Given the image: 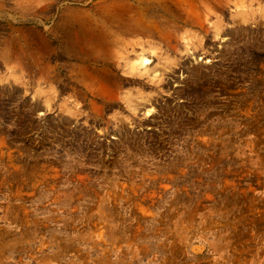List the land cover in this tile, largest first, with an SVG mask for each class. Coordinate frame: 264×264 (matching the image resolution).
<instances>
[{"label": "rangeland", "instance_id": "rangeland-1", "mask_svg": "<svg viewBox=\"0 0 264 264\" xmlns=\"http://www.w3.org/2000/svg\"><path fill=\"white\" fill-rule=\"evenodd\" d=\"M198 1L0 0V264H264V0Z\"/></svg>", "mask_w": 264, "mask_h": 264}, {"label": "bare ground", "instance_id": "bare-ground-1", "mask_svg": "<svg viewBox=\"0 0 264 264\" xmlns=\"http://www.w3.org/2000/svg\"><path fill=\"white\" fill-rule=\"evenodd\" d=\"M148 1H149V0H148ZM161 1H162V0H161ZM168 1H169V2H172V4H173V3H175V4H182L183 1L185 2V0H174L175 2H173V0H168ZM190 1H193V2H194V1H197V2H199L198 0H190ZM165 2H166V1H165ZM186 2H187V1H186ZM201 2H202V0H201ZM208 2H209V1H208ZM144 3H145V2H144ZM189 3H190V2H189ZM211 3H212V2H211ZM141 4H142V3H141ZM160 4H161V3H160ZM194 4H195V2H194ZM196 4H197V3H196ZM152 5H153V4H152ZM152 5H151V6H152ZM155 5H156V4H155ZM183 5H184L185 7H184V6H183V7L181 6V7L184 8V9H186V7L188 6V5H185V4H183ZM189 5H191V4H189ZM192 5H193V4H192ZM192 5H191V7H192L193 9H192V10H191V9L187 10V11H188V12H186L187 14H188V13H191V11H193V10H194V11H193L192 13H195V8H196V7L194 8ZM148 6H150V5H148ZM156 6H157V5H156ZM158 6L160 7V5H158ZM195 6H196V5H195ZM135 7H136V6H135ZM200 7H201V6H200ZM148 8H149V7H148ZM156 8H158V7H156ZM136 9H137V7H136ZM166 9H167V8H166ZM124 11H125V10H124ZM143 11H144V10H143ZM156 11H157V10H156ZM158 11H159V10H158ZM183 11H184V10H183ZM185 11H186V10H185ZM147 12H149V11H147ZM147 12H146V14H148ZM129 13H130V12H129ZM150 13H152V12L150 11ZM153 14H154V13H153ZM131 15H132V14H131ZM140 15H141V14H140ZM142 15H144V13H143ZM142 15H141V16H142ZM150 15L152 16V14H148L147 17L149 18ZM158 15H159V13H157V16H158ZM171 15H172V14H171ZM189 15H190V14H189ZM191 15H192V14H191ZM198 15H199V14H198ZM128 16H129V15H128ZM151 16H150V17H151ZM161 16H162V15H160V17H161ZM130 17H131V16H130ZM135 17H136V16H135ZM145 17H146V16H145ZM153 17H154V16H152V18H153ZM160 17H159V18H160ZM164 17H165V16H164ZM168 17H169V16H168ZM192 17H193V16H192ZM132 18H133V17H132ZM142 18H143V16H142ZM148 18H146V19H148ZM162 18H163V17H162ZM123 19H124V18H123ZM140 19H141V18H140ZM154 19L156 20V14H155V18H154ZM154 19H153V20H154ZM160 19H161V18H160ZM160 19H159V21H160ZM169 19L171 20L172 18H169ZM169 19H168V20H169ZM126 20H127V19H126ZM132 20H133V19H132ZM134 20H135V19H134ZM143 20H144V19H143ZM143 20H142V21H143ZM155 20H154V21H155ZM157 20H158V19H157ZM161 20H162V19H161ZM163 20H164V21H163L164 23H167V22H168L167 20H166L167 22H165V19H163ZM188 20H189V19H188ZM188 20H187V21H188ZM127 21H128V20H127ZM144 21H145V20H144ZM144 21L142 22V23H143V24H142V25H143V28H144V24L148 23V20H147V22L145 21L146 23H145ZM149 21H150V18H149ZM191 21H192V20H191ZM134 22H135V21H134ZM150 22H151V21H150ZM152 22H153V21H152ZM174 22H175V20H174ZM153 23H155V22H153ZM153 23H152V24H153ZM161 23H162V22H161ZM161 23L159 22L160 25H161ZM159 24H158V22H156V24H153V25H158V27H159ZM168 24H169V23H168ZM148 25H149V24H148ZM148 25H146V27H147ZM150 25H151V24H150ZM153 25H151V26H153ZM164 25H165V24H162L163 27L166 26V25H165V26H164ZM162 26H160V28H159V30H161V31L163 30V29L161 28ZM129 27H131V26H129ZM134 27H136V28H137V27H141V25H140V26H139V25H138V26L135 25ZM107 28H108V27H107ZM132 28H133V25H132ZM141 28H142V27H141ZM141 28H140L139 30H141ZM143 28H142V29H143ZM148 28H149V29H148L147 31L151 34V32H153V31H151V27H148ZM152 28H153V27H152ZM156 28H157V27L154 26L153 29H155V31H156ZM115 29H116V28H115ZM125 29H126V28H125ZM146 29H147V28H146ZM146 29H145V30H146ZM126 30H129V29L127 28ZM145 30H144V31H145ZM149 30H150V31H149ZM167 30H168V29H167ZM169 30H170V29H169ZM137 31H138V29H137ZM144 31H143V33H144ZM155 31H154V32H155ZM157 31H158V30H157ZM157 31H156V32H157ZM164 31H165V30H164ZM164 31H163V32H164ZM173 31H174V30H173ZM145 32H146V31H145ZM154 32H153V33H154ZM159 32H160V31H159ZM163 32H162V33H163ZM171 32H172V30H171ZM146 33H147V32H146ZM160 33H161V32H160ZM160 33H158V34H160ZM162 33H161L159 36H161ZM137 34H138V33H137ZM163 34H164V33H163ZM165 35H166V34H165ZM142 36H143V34H142ZM163 36H164V35H163ZM110 37H111V36H110ZM161 37H162V36H161ZM113 38H114V37H113ZM125 39H126V38H125ZM146 40H147V39H146ZM146 40H144V41L146 42ZM104 41H105V40H104ZM111 41H112V40H111ZM140 41H141V40H139V42H138V40H137V43L139 44ZM142 41H143V40H142ZM142 41H141V42H142ZM150 41H151V40H150ZM121 42H122V41H121ZM100 43H101V42H100ZM135 43H136V42H135ZM130 44H131V42H130ZM138 44H137V45H138ZM142 44H143V42H142ZM100 45H101V44H100ZM111 45H112V44H111ZM113 45H114V42H113ZM126 45H127V43H125V46H126ZM132 45H133V44H132ZM134 45H135V44H134ZM145 45H147V42H146V44L144 43V46H145ZM151 45H153V44H151ZM151 45H148V48H151V47H149V46H151ZM118 46H119V45H118ZM125 46H124V48H125ZM138 46H141V45H138ZM144 46H143V47H144ZM111 47H112V46H111ZM128 47H130L129 44H128ZM132 47L134 48V46H132ZM143 47L141 46V49H145L147 46H146L145 48H143ZM95 48H96V47H95ZM101 48H102V47H101ZM130 48H131V47H130ZM133 48H131V49L133 50ZM126 49H127V48H126ZM131 49H130V50H131ZM146 49H147V48H146ZM146 49H145V50H146ZM130 50H129V51H130ZM132 50L130 51V53L132 52ZM136 50H137V48L133 50V53H135L134 57H132L133 59L131 58V56H130L131 59H129V57H127V58H125V59L123 60V63H121V61H116V58H114V57H110V58L108 57V58H100V59H98L97 61H98L99 63H97V64H95V65H97V66H102V65H103V66H104V64H105V68H106V65H110V67H109L108 69H110V70H111V69H115V70L118 69L119 71L122 70V71L125 72V73H130L129 75H131L130 77L133 76L132 78H134L135 76H137V75H139V74L142 75V74H144V73L146 74L144 77H146V78H150L149 81H153L152 78L155 79V77L159 78L160 74H162V73H161L162 71H161V72L157 71V67H158V65H157L156 68H147L148 63H149V62H152V60L150 59V56H151V55H150V54H149L150 56L147 55L148 53H151V52H150L151 49H150V51L147 49L149 52L147 51L148 53H146V54L144 53L145 50H143L144 52H141V50H139V49H138L137 51H136ZM134 51H135V52H134ZM139 51H140L141 53H140ZM137 52H138V53H137ZM123 53H124V52H123ZM125 53H127V51H126ZM136 53H137V54H136ZM93 54H94V53H93ZM128 54H129V53H128ZM126 55H127V54H126ZM99 56H100V55H99ZM120 56H121V55H120ZM124 56H125V55H123V58H124ZM93 57H94V56H93ZM95 57H96V56H95ZM101 57H102V56H101ZM106 57H107V56H106ZM121 57H122V56H121ZM121 57H120V58H121ZM90 58H91V57H90ZM98 58H99V57H98ZM113 58H114L115 60H113ZM87 59H88V58H87ZM91 59H93V58H91ZM91 59H88V60L90 61ZM88 60H87V61H88ZM93 60H94V59H93ZM119 60H120V59H119ZM89 61H88V62H89ZM92 62H93V61H91L90 64H92ZM87 66H88V65H87ZM92 66H93V65H92ZM92 66H91V67H92ZM93 67H94V66H93ZM99 68H100V67H99ZM103 68H104V67H103ZM92 69H93V68H92ZM94 69H95V68H94ZM96 69H97V68H96ZM100 69H101V68H100ZM102 70H103V69H102ZM93 71H94V70H93ZM108 71H109V70H108ZM109 72L114 73L112 70L109 71ZM143 72H144V73H143ZM103 73H104V72H103ZM103 73H100V74H102L103 76H99V75H100V74H99V75L97 76V78H95V80L98 81L97 84L99 83V81H100L101 79H102V80H108V79H110V78H109L110 75H109L108 73H105V75H104ZM94 74H95V73H94ZM96 74H97V73H96ZM114 74H115V73H114ZM114 74H113V75H114ZM108 75H109V76H108ZM111 75H112V74H111ZM113 75H112V76H113ZM140 75H139V76H140ZM114 76H115V75H114ZM149 76H150V77H149ZM88 77H90V76H88ZM91 77H92V76H91ZM91 77H90V78H91ZM86 78H87V76H86ZM86 78H85V79H86ZM92 78H93V77H92ZM137 78H138V77H137ZM87 79H88V78H87ZM138 79H139V78H138ZM90 80H91V79H90ZM139 80L141 81V79H139ZM142 80H143V78H142ZM145 81H146V80H145ZM107 82H109V81H107ZM107 82H106V83H107ZM110 82H111V80H110ZM143 82H144V81H142V83H143ZM118 84H119V83H118ZM84 85H85V84H84ZM94 85H95V84H94ZM97 87L99 88L100 91L102 90L103 92H104V89H108V87L105 86V85L102 84V83H99V85H97L96 88H97ZM96 90H98V89H96ZM108 90H109V89H108ZM88 91H89V90H87V92H88ZM106 91H107V90H106ZM114 92H115V91H114ZM96 93L99 94L98 92H96ZM110 93L112 94V92H110ZM110 93H109V94H110ZM100 94H101V93H100ZM100 94H99V95H100ZM102 94H106V92H105V93H102ZM102 94H101V95H102ZM107 94H108V93H107ZM107 94H106V95H107ZM93 95H94V94H93ZM95 96H97V95H95ZM108 96L110 97V95H108ZM111 96H112V95H111ZM100 97H101V96H100ZM112 97H114V96H112ZM146 99H147V98H146ZM123 101H124V103H125V106H127V107L135 108V107H137V105H138V102H137L136 98L133 97L132 95H125Z\"/></svg>", "mask_w": 264, "mask_h": 264}]
</instances>
